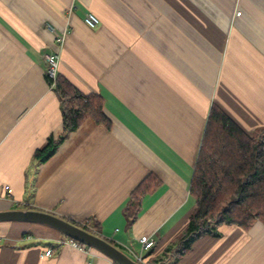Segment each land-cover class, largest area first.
I'll return each instance as SVG.
<instances>
[{"label":"crops","instance_id":"obj_1","mask_svg":"<svg viewBox=\"0 0 264 264\" xmlns=\"http://www.w3.org/2000/svg\"><path fill=\"white\" fill-rule=\"evenodd\" d=\"M45 53L103 97L111 122L87 118L38 162L35 150L62 131ZM214 104L249 133L264 126V0H0V210L24 204L87 223L134 259L139 237L153 236L156 258L195 207L190 182ZM149 173L161 183L129 226L124 209ZM63 239L47 224L0 221V264H118ZM177 264H264V222L224 224Z\"/></svg>","mask_w":264,"mask_h":264},{"label":"trees","instance_id":"obj_2","mask_svg":"<svg viewBox=\"0 0 264 264\" xmlns=\"http://www.w3.org/2000/svg\"><path fill=\"white\" fill-rule=\"evenodd\" d=\"M45 76L60 103L62 131L58 136L50 135L46 144L35 150L33 159L38 162L48 160L87 118L107 126L111 122L100 94L80 90L59 72L52 77L46 71ZM160 183L157 175L149 173L132 190L124 209L129 226L137 219L143 195L156 189ZM189 189L195 199V207L186 228L158 257L152 258L154 246L147 250L144 253L146 263L177 264L197 238L205 234L218 235L219 227L224 224L248 228L257 219L264 222V126L255 133H249L214 104ZM74 223L94 231L87 223Z\"/></svg>","mask_w":264,"mask_h":264},{"label":"water","instance_id":"obj_3","mask_svg":"<svg viewBox=\"0 0 264 264\" xmlns=\"http://www.w3.org/2000/svg\"><path fill=\"white\" fill-rule=\"evenodd\" d=\"M13 220L37 222L52 226L89 247L100 250L118 264H142L104 237L52 212L31 208L0 210V221Z\"/></svg>","mask_w":264,"mask_h":264},{"label":"built area","instance_id":"obj_4","mask_svg":"<svg viewBox=\"0 0 264 264\" xmlns=\"http://www.w3.org/2000/svg\"><path fill=\"white\" fill-rule=\"evenodd\" d=\"M84 22L89 26V27H96L98 25V23L100 22L99 17L92 11H89L85 14L84 16ZM47 28H49L50 30H54V27L52 26V24L47 23L46 24ZM59 38H63L62 36ZM46 61L49 63V67H48V73L50 76L55 77L56 75V69H57V55L56 54H51V53H45L44 55ZM139 241L141 243V251L136 254V260L141 262L142 264H144L143 262H145V258H144V252L149 250L151 247L155 246L156 244V239L153 236H148V235H141L139 237ZM60 246L71 242L73 244H75L76 246L83 248L85 247V245L79 243L76 239H74L73 237L70 236H65V239L60 240ZM53 248L52 247H48L43 255L44 256H51L53 254ZM86 264H92L91 262L87 261Z\"/></svg>","mask_w":264,"mask_h":264},{"label":"rangeland","instance_id":"obj_5","mask_svg":"<svg viewBox=\"0 0 264 264\" xmlns=\"http://www.w3.org/2000/svg\"><path fill=\"white\" fill-rule=\"evenodd\" d=\"M51 24V23H50ZM99 24V23H98ZM63 39V38H62ZM61 38H60V41L62 40ZM51 54H54V53H51ZM58 57V56H57ZM45 58V57H44ZM46 60V59H45ZM57 62H58V58H57ZM47 72H48V69H47ZM58 72L56 71V74H57ZM56 76V75H55ZM35 160V159H34ZM32 169L34 170V167H32L31 169H30V171H32ZM15 206H17V204H15ZM19 206V209H24V204H20V205H18ZM21 207V208H20ZM39 224H43V223H39ZM32 231V230H31ZM128 254V253H127ZM136 260V259H135ZM144 264H150V262H143Z\"/></svg>","mask_w":264,"mask_h":264}]
</instances>
